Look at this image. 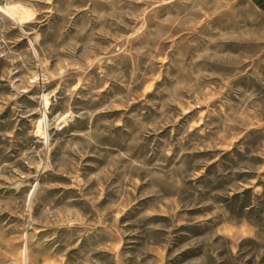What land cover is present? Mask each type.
Here are the masks:
<instances>
[{
	"label": "rangeland",
	"instance_id": "1",
	"mask_svg": "<svg viewBox=\"0 0 264 264\" xmlns=\"http://www.w3.org/2000/svg\"><path fill=\"white\" fill-rule=\"evenodd\" d=\"M0 10V264H264V0Z\"/></svg>",
	"mask_w": 264,
	"mask_h": 264
},
{
	"label": "bare ground",
	"instance_id": "2",
	"mask_svg": "<svg viewBox=\"0 0 264 264\" xmlns=\"http://www.w3.org/2000/svg\"><path fill=\"white\" fill-rule=\"evenodd\" d=\"M23 11V10H22ZM0 12H1V10H0ZM20 12H21V10H20ZM4 15V14H3ZM27 15V14H26ZM7 16V15H6ZM26 17V16H25ZM28 18V17H27ZM22 19V18H21ZM24 19V18H23ZM38 126V125H37Z\"/></svg>",
	"mask_w": 264,
	"mask_h": 264
}]
</instances>
